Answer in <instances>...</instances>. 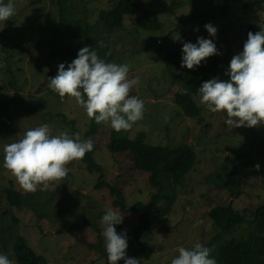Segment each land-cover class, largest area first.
Listing matches in <instances>:
<instances>
[{"label":"rangeland","instance_id":"rangeland-1","mask_svg":"<svg viewBox=\"0 0 264 264\" xmlns=\"http://www.w3.org/2000/svg\"><path fill=\"white\" fill-rule=\"evenodd\" d=\"M137 1L138 12L125 17L123 26L112 31L101 27L98 17L116 0H11L15 15L0 21V254L14 264L18 237L50 264H107L102 216L108 209L123 216L115 227L118 233H126L127 240L137 225L139 215L115 208L107 188L95 189L98 175L89 173L80 161L68 165L65 180L35 193L25 192L3 167L4 146L21 139L30 128L47 124L53 135L80 133L82 140L90 128V118L74 98L61 102L48 86L59 64L67 67L88 46L85 39L73 38L72 28L93 30L89 46L100 58L126 64L129 79L140 78L130 95L144 101V118L126 132L129 138L144 132L146 144H185L197 154L194 169L180 186L164 180L168 200H162L151 213L149 231L141 239L145 249L137 257H127L140 264H171L179 247L203 245L218 233L208 215L213 208L231 206L249 221L264 204V125L231 129L225 123L226 113H211L200 104V96L193 98L201 116L187 117L175 103L180 87L172 83L173 75L183 68V43H194L198 37L216 44L219 54L208 60L217 65L215 78L229 80L225 73L231 58L242 52L248 26L264 29V3ZM196 10L212 15L209 23L217 29L215 37L205 25H192L190 16ZM144 16H151L150 25L158 23V28H143ZM112 130L108 125L99 128L94 157L104 167L105 180L121 185L128 208L136 203L147 205L156 189L147 175L133 169L131 156L109 152ZM257 163L259 171L254 167ZM9 190L21 195L20 208L9 205Z\"/></svg>","mask_w":264,"mask_h":264},{"label":"clouds","instance_id":"clouds-1","mask_svg":"<svg viewBox=\"0 0 264 264\" xmlns=\"http://www.w3.org/2000/svg\"><path fill=\"white\" fill-rule=\"evenodd\" d=\"M15 15V6L9 0H0V21H8ZM205 29L215 37L217 29L206 24ZM179 39V38H175ZM181 66L192 70L206 58L218 55L212 39L198 37L196 43L184 42ZM111 53H106L110 55ZM126 64L107 62L92 47H82L77 57L65 67L59 64L58 72L49 78V88L65 97L74 98L87 117L96 124L110 126L116 132L129 131L144 118L145 104L137 96L130 95L140 83L138 76L129 79ZM229 80L213 78L198 88L200 104L211 113H226L225 123L231 128L264 125V29L248 33L243 51L231 58L225 73ZM94 148L91 138L82 140L80 133L67 131L53 135L47 124L28 129L16 142L3 148V167L10 171L18 185L25 191H45L56 182L65 180L68 165L82 160ZM257 171L260 165L255 166ZM123 216L108 209L102 216V235L105 238L107 264H140V260L127 257L126 233H118L115 225ZM212 249L195 243L191 249L178 248V255L171 264H217ZM0 264H14L8 256L0 254Z\"/></svg>","mask_w":264,"mask_h":264},{"label":"trees","instance_id":"trees-1","mask_svg":"<svg viewBox=\"0 0 264 264\" xmlns=\"http://www.w3.org/2000/svg\"><path fill=\"white\" fill-rule=\"evenodd\" d=\"M222 1L226 5V0ZM115 3L109 10L100 11L98 17L100 26L109 31L120 29L123 26L125 17L133 16L138 12L137 0H116ZM262 3H264V0L254 1L253 4ZM152 15L154 16L155 13ZM144 17L143 28L146 30L158 28V23L154 24V26L150 25L152 24L150 22L151 16ZM190 20L192 25L199 28L211 22L212 15L196 10L191 13ZM261 29L263 28L256 24L248 26L242 42V51L244 43L247 41L248 33L252 32L255 34ZM72 31L74 39H85L88 46L90 45L89 35L93 30L79 31L72 28ZM196 42L197 39L194 40V43ZM68 51L66 50V52ZM70 57L73 59L75 56L71 55ZM169 65L171 66V64ZM181 70V72L173 75L172 83L180 87L175 94V103L187 117H200L202 110L195 103L193 96H199L198 88L203 82L217 76V65L214 60L209 61L206 58L200 66L192 70L186 67H183ZM90 120V128L84 134V140L91 138L94 142V148L80 162L85 165V169L89 173L98 175L95 189L103 190L107 188L110 196L114 198L113 206L115 208H118L123 213H136L139 215L137 225L132 230V236L128 239L127 248V255L137 257L145 249V245L141 242V239L149 231L151 224L150 217L153 209L162 200H168V196L164 192V180L170 179L175 185L180 186L185 176L196 165V151L193 147L185 144H171L169 146L146 144L144 132L139 133L134 139H131L126 133L128 131L118 133L112 130L111 140L108 145L109 152L118 156H131L133 169L147 175L149 177V184L156 189V192L151 196L149 204L136 203L128 208L121 185L109 184L105 180L104 167L98 164L94 157L96 152L94 137L99 128L103 127L104 124L98 125L94 119ZM71 124H74V122H71ZM6 197L10 206L17 208L22 206L21 195L16 191H7ZM208 215L217 231H219L212 236L210 241L205 242L203 245L212 249L211 255L216 259L217 264H264V204L255 209L254 216L249 221L231 206H217ZM14 251L16 264H50L46 257L37 254L23 237H18L15 241Z\"/></svg>","mask_w":264,"mask_h":264}]
</instances>
